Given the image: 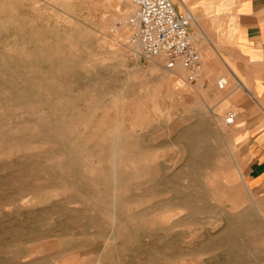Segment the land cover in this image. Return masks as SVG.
I'll list each match as a JSON object with an SVG mask.
<instances>
[{"label": "rangeland", "instance_id": "rangeland-1", "mask_svg": "<svg viewBox=\"0 0 264 264\" xmlns=\"http://www.w3.org/2000/svg\"><path fill=\"white\" fill-rule=\"evenodd\" d=\"M173 2L199 76L137 52L129 0H0V264H264L213 18Z\"/></svg>", "mask_w": 264, "mask_h": 264}, {"label": "crops", "instance_id": "crops-1", "mask_svg": "<svg viewBox=\"0 0 264 264\" xmlns=\"http://www.w3.org/2000/svg\"><path fill=\"white\" fill-rule=\"evenodd\" d=\"M199 1L219 42L214 52L225 75L219 84L223 108L236 110L229 130L239 149L240 176L264 214V0Z\"/></svg>", "mask_w": 264, "mask_h": 264}, {"label": "built area", "instance_id": "built-area-1", "mask_svg": "<svg viewBox=\"0 0 264 264\" xmlns=\"http://www.w3.org/2000/svg\"><path fill=\"white\" fill-rule=\"evenodd\" d=\"M129 1L131 12L118 20V25L130 27L129 40L137 52L145 58L161 57L168 69L181 65L192 76H199L201 57L191 31V12L179 11L173 0ZM222 83L219 79L218 84ZM233 119L234 115H229L225 121Z\"/></svg>", "mask_w": 264, "mask_h": 264}, {"label": "bare ground", "instance_id": "bare-ground-1", "mask_svg": "<svg viewBox=\"0 0 264 264\" xmlns=\"http://www.w3.org/2000/svg\"><path fill=\"white\" fill-rule=\"evenodd\" d=\"M193 20H195V22H196V19H195V17L193 16ZM196 24L198 25V23L196 22ZM181 71H182V69L179 67V66H177V67H175V72H176V74H178V73H181ZM132 156V155H131ZM134 157V156H133ZM132 159H136V158H132ZM131 161H133V160H131ZM136 162H137V160H136ZM160 165L161 164H159V163H155L154 162V159H153V157H150L149 158V160H147V161H145V168H147V171H146V176H147V180H153L155 177H156V175L154 174V169L155 168H159L160 167ZM136 170H137V168H136ZM145 177H143V179H144ZM169 180V179H168ZM141 181V180H140ZM144 182H146V181H144ZM140 183V182H139ZM141 183H142V181H141ZM152 183V182H151ZM148 184H149V182H148ZM148 195V194H147ZM124 221V220H123Z\"/></svg>", "mask_w": 264, "mask_h": 264}]
</instances>
